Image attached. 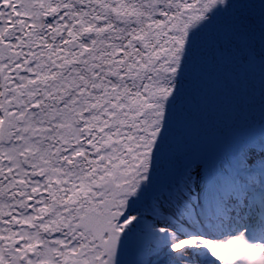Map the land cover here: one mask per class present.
I'll use <instances>...</instances> for the list:
<instances>
[{
	"label": "snow or ice",
	"instance_id": "snow-or-ice-1",
	"mask_svg": "<svg viewBox=\"0 0 264 264\" xmlns=\"http://www.w3.org/2000/svg\"><path fill=\"white\" fill-rule=\"evenodd\" d=\"M0 264H264V0H0Z\"/></svg>",
	"mask_w": 264,
	"mask_h": 264
}]
</instances>
